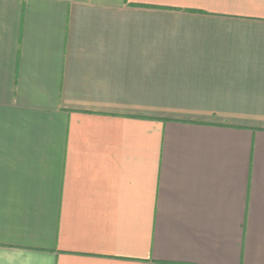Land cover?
Returning a JSON list of instances; mask_svg holds the SVG:
<instances>
[{
  "label": "crops",
  "instance_id": "obj_1",
  "mask_svg": "<svg viewBox=\"0 0 264 264\" xmlns=\"http://www.w3.org/2000/svg\"><path fill=\"white\" fill-rule=\"evenodd\" d=\"M0 264H264V0H0Z\"/></svg>",
  "mask_w": 264,
  "mask_h": 264
}]
</instances>
